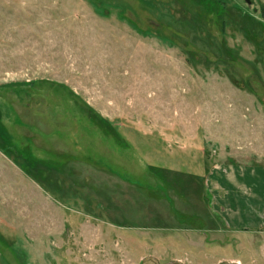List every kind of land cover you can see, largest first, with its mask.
<instances>
[{
  "label": "rangeland",
  "instance_id": "374dc122",
  "mask_svg": "<svg viewBox=\"0 0 264 264\" xmlns=\"http://www.w3.org/2000/svg\"><path fill=\"white\" fill-rule=\"evenodd\" d=\"M262 10L0 0V264H264L205 187L264 169Z\"/></svg>",
  "mask_w": 264,
  "mask_h": 264
},
{
  "label": "crops",
  "instance_id": "0c3cea01",
  "mask_svg": "<svg viewBox=\"0 0 264 264\" xmlns=\"http://www.w3.org/2000/svg\"><path fill=\"white\" fill-rule=\"evenodd\" d=\"M214 170L209 175L213 177L212 182L205 187L212 195L214 210L223 215L225 228L232 232L247 231L244 227L252 224L253 229L248 231H261L264 227V169L220 166ZM258 210L262 216L258 215Z\"/></svg>",
  "mask_w": 264,
  "mask_h": 264
},
{
  "label": "water",
  "instance_id": "95a60500",
  "mask_svg": "<svg viewBox=\"0 0 264 264\" xmlns=\"http://www.w3.org/2000/svg\"><path fill=\"white\" fill-rule=\"evenodd\" d=\"M141 264H161L157 259L148 257L142 261ZM167 264H182L180 262H172V263H167ZM225 264H239V263H225Z\"/></svg>",
  "mask_w": 264,
  "mask_h": 264
},
{
  "label": "trees",
  "instance_id": "16d2710c",
  "mask_svg": "<svg viewBox=\"0 0 264 264\" xmlns=\"http://www.w3.org/2000/svg\"><path fill=\"white\" fill-rule=\"evenodd\" d=\"M261 16L264 19V10L261 11Z\"/></svg>",
  "mask_w": 264,
  "mask_h": 264
}]
</instances>
